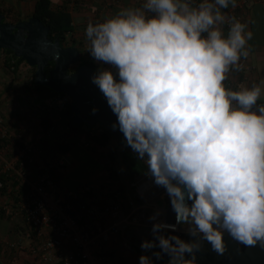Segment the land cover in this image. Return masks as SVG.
<instances>
[{
    "label": "clouds",
    "instance_id": "9594fccd",
    "mask_svg": "<svg viewBox=\"0 0 264 264\" xmlns=\"http://www.w3.org/2000/svg\"><path fill=\"white\" fill-rule=\"evenodd\" d=\"M229 6L237 0H141L86 26L89 55L109 66L91 81L116 117L111 128L175 213L176 224L159 210L148 218L139 264L165 254L166 264H192L205 242L223 254L225 235L264 248V81L224 83L253 38ZM177 225L191 239L165 234Z\"/></svg>",
    "mask_w": 264,
    "mask_h": 264
},
{
    "label": "built area",
    "instance_id": "2783aa9c",
    "mask_svg": "<svg viewBox=\"0 0 264 264\" xmlns=\"http://www.w3.org/2000/svg\"><path fill=\"white\" fill-rule=\"evenodd\" d=\"M69 106L71 98L63 93L53 96L49 103V108L56 113H62ZM3 134L8 135V131ZM43 137L44 133L39 132L37 139ZM37 139L21 150L17 140L25 141L12 138V145L18 149L15 158L5 164L1 162L2 171H8L26 186L15 204L10 201L15 207L9 203L6 208L10 215L25 220L29 229L23 238H29V244L25 246L24 241L18 240L19 243H9L10 247L27 251L46 264H109L108 247L114 239L132 226L152 227L153 222L148 218L159 210L153 199L165 191L163 188L143 177L129 184L141 199L140 204L115 188L105 193V204L90 202L87 199L89 185L81 184L78 189L70 190L53 179L55 167L65 169L69 164V154L50 153L45 158ZM158 219L166 221L165 214L161 213ZM181 228L177 225V231Z\"/></svg>",
    "mask_w": 264,
    "mask_h": 264
},
{
    "label": "trees",
    "instance_id": "16d2710c",
    "mask_svg": "<svg viewBox=\"0 0 264 264\" xmlns=\"http://www.w3.org/2000/svg\"><path fill=\"white\" fill-rule=\"evenodd\" d=\"M71 1L72 0H64L63 3H57L55 0H36L33 16L37 17L46 26L50 27L49 37L51 39H59L63 47L76 46L80 49L82 57L81 61L77 64V67L87 64L97 71L99 67L102 68L106 65H99L94 62L84 46L76 43L75 39H71L75 32L73 14L69 6ZM251 10H253V16L251 20L248 21V26L253 32V38L248 42V45L252 49L258 48L259 46L264 47V43H260V37H256L257 32L255 31L256 29H254L257 24L264 26V9L260 4H254ZM0 11L2 13L5 12L1 3ZM258 17H260L261 21L257 20ZM100 21L101 20L96 19L93 22ZM242 60L243 59H241V61ZM22 62L25 61L16 56L12 50L0 49V67L3 66L4 69L6 68V70L8 69L13 73H16L19 64ZM53 67L54 62H50L45 69L47 75H49V72ZM33 69H36V67H33ZM74 70L75 69L71 71ZM233 73L234 74L230 72L232 76L228 74V77L230 78L224 83L226 87L237 89L240 86L242 79L245 78V74L244 72L241 73L237 70ZM234 77L236 80L233 79ZM30 88L32 92L28 91V94L34 95L36 100L35 105L38 107V109H36L39 111L37 123L33 125L34 127L32 130L30 129V131L19 130V132H15L16 129H21L18 128V125L15 126L16 123H14V126H8V135H4L2 131H0V152H5V154L7 152L6 155H8V147L12 145L11 139L15 137H19L25 141L22 142L17 140V145L19 149L22 150L26 147L25 145L27 143L35 141L38 137V133L42 132L44 133V137L39 140L37 139V141L38 145L44 151L45 158H47L50 153L56 156L63 154L79 155L80 153L82 156L88 154L105 164L104 175H102V177H94L93 181L85 183V185H89V187L92 185L90 188L91 190L88 192L90 197L95 195V189H111L112 187H115L116 190L118 189L123 193L124 197L135 198L136 204L142 203L139 196H137L134 189L130 188L129 184L133 180L146 177L144 174L147 172V167L144 162L136 159L135 154L131 153L130 149L125 148L122 145L121 140L116 139L100 124H96L95 126H90L86 123L75 125L71 106L62 113H56L50 109V100L53 96L60 93L54 92L50 87L44 84H36L35 74ZM259 102L264 103V100ZM24 119L25 116L19 118V120L22 121ZM33 132L35 133L33 134ZM26 159L27 157H25L24 160ZM68 166L70 165L67 164L64 168ZM64 174L65 172L58 167H55L52 171V176L55 181L62 180ZM94 174L95 173H93V175ZM123 177L126 181H123ZM0 181L2 182V186L0 187V201L2 200L0 203V219L10 220L17 216L10 215L6 206H8L9 203V205H11L10 201H13L15 204V202L23 196L26 186L17 180L15 176H10L8 171H2V167L0 168ZM94 201L96 204H105L107 200L97 199ZM14 204L11 206H14ZM18 217L26 223L22 217ZM136 249L138 250V248L135 247V250Z\"/></svg>",
    "mask_w": 264,
    "mask_h": 264
},
{
    "label": "water",
    "instance_id": "95a60500",
    "mask_svg": "<svg viewBox=\"0 0 264 264\" xmlns=\"http://www.w3.org/2000/svg\"><path fill=\"white\" fill-rule=\"evenodd\" d=\"M49 31L50 27L33 15L26 20L12 23L6 21L5 14L0 11V49H10L29 66L36 67V84H44L54 92L66 94L71 98L75 125L100 124L116 139L122 140V133L111 128L116 117L91 81L96 71L87 64L77 67L82 57L80 49L76 46L63 47L59 39L53 40L49 37ZM50 62H54V67L47 75L45 69ZM74 67L75 70L71 71ZM94 107L98 109L95 114L92 113ZM165 220L169 224H176L175 213L170 204ZM165 234L179 235L186 241L191 239L184 228ZM225 248L223 254H218L205 242L196 253V259L192 264H264V248L240 244L227 235ZM186 258L190 259L191 254ZM168 259L165 254L161 261Z\"/></svg>",
    "mask_w": 264,
    "mask_h": 264
},
{
    "label": "crops",
    "instance_id": "0c3cea01",
    "mask_svg": "<svg viewBox=\"0 0 264 264\" xmlns=\"http://www.w3.org/2000/svg\"><path fill=\"white\" fill-rule=\"evenodd\" d=\"M63 1L64 0H55V2L57 3H63ZM35 2L36 0H0V3L2 7L4 8L5 14L7 16L9 17L18 16L22 18H25V17L27 18L28 16L33 14ZM140 4H141V0H72L69 6L73 14L75 32L85 33L86 26L90 21L93 22L96 19L103 21L105 18L115 15L119 11V9L122 7H139ZM254 4H260L261 7L264 9V0H237V7L232 8L231 6H229L228 9H223L222 11L226 12L229 16H235L237 19L241 20L242 22H248L249 20H251L253 16V10L251 9ZM227 27H228L227 24L223 25L225 34L227 33ZM83 40L84 42H87L86 43V46H87L88 44L87 39L84 38ZM83 40L79 38V40L77 41H79L78 43H80ZM254 57L264 60V47L259 46L258 48H254V49L249 47V56L246 59L242 58L243 60L240 62L242 67L239 71L241 73L244 72L245 78H243L242 81L240 82V86H251L253 83H258L259 78L257 74V68L256 66L253 65ZM234 71H236L235 68H233L230 72L234 74L233 73ZM230 72L228 73L229 75H231ZM11 73H12L11 70H8V69L6 70V68L4 69V67L1 66L0 81L3 80L6 83H4V86H5L4 88L1 87L2 90L0 91V96L2 97L1 101L5 99L6 104H7L6 106H8V110L6 109V112H8L7 118L9 122L12 123V125L9 123L8 125L9 127H11V126H14V123H16L15 126L18 125V128H21V129H16L15 132H19V130H29L30 131V129L32 130V128L34 127L33 125L37 123V119L39 117V111L37 110L38 107L37 105H35L36 103L35 97L32 93H31L32 94L31 97L30 95H28V91L32 92L30 88L32 84L29 83L27 87H25L24 89L22 88L20 90V92L22 93L20 94L13 93L15 91H19L18 89L19 87H17L16 85L18 83L22 84L23 81L19 78L17 82L14 79V75L10 76ZM233 79L236 80L235 77ZM25 90L27 94L25 93ZM4 94L8 96V100H10V98L13 99L12 101L14 102V104L11 101L8 102L6 99L7 96H4ZM31 98H32L33 107H30L28 105V102ZM18 99L21 100L20 102L21 104L18 102ZM25 100H28V102L27 101L25 102ZM263 100L264 98L261 99L260 101H263ZM3 113H4V110H1L0 114L2 115ZM24 116H25V119L23 121L19 120V118L24 117ZM34 133L35 132H33V134ZM11 149L16 150L15 148H10L9 152ZM87 155L88 154L81 156L83 160H80V161L77 159L75 160L69 159L70 166H68L65 169H62L65 172V174L62 180L60 181L64 188H67L70 190H74V189L76 190L80 187L79 183L83 185L86 182L93 181L94 177L95 178L102 177V175H104L103 170H100L99 172L97 171L94 172L93 168L91 167L88 168V173L89 172L90 173L87 175V172L85 169L86 164H87L85 163V158ZM92 158H93L92 159L93 161L96 160V158L94 157ZM92 173H95V174L93 175ZM95 190L98 191V189H95ZM88 197L87 199L93 203L95 202L94 200L101 198L100 196L98 197L96 195L90 197L89 194H88ZM105 197L106 196L104 195L102 199ZM14 224L15 223L13 219H10V220L0 219V264H46L42 262L41 260H39L37 257L28 253L27 251H22L19 248L16 249L13 245L11 247L9 246V243H12V242L19 243V242H16L18 241L17 239H20L21 241L26 242V238H23L24 233L19 234L20 237L18 236V234L16 235V231H19L22 226L17 227V225L16 224L14 225ZM134 227L135 226L128 228L126 232L134 230L135 229ZM122 235H119V236H122ZM118 237L114 239L108 247L109 264H128L126 263V256L124 260H122L119 257V252L123 250L122 249L123 247L119 246ZM66 248H69V247H66Z\"/></svg>",
    "mask_w": 264,
    "mask_h": 264
},
{
    "label": "rangeland",
    "instance_id": "374dc122",
    "mask_svg": "<svg viewBox=\"0 0 264 264\" xmlns=\"http://www.w3.org/2000/svg\"><path fill=\"white\" fill-rule=\"evenodd\" d=\"M14 18H16V17H14ZM257 20L261 21L260 17H258ZM254 29H256L255 31L257 32L256 33V37H258V38L260 37V40H261L260 43H264V26H262L260 24H257L254 27ZM79 38L82 39V40L84 38H86L85 37V33H79V32L76 33V32H74L71 39H75L76 43H78L79 41H77V40H79ZM86 43L87 42H84V40H83L79 44H82L84 46L85 50L88 51L89 42H88L87 46H86ZM253 65L256 66V68H257V74H258V78H259L258 83H261L262 81H264V60H261V59H258V58L254 57L253 58ZM105 67H109V66L106 65ZM75 68L76 67H74V69ZM18 69L19 70L16 73L12 72L10 74V76L14 75V79L17 82H18L19 78L23 81L22 84L18 83L16 85L17 87H19L18 88L19 91L13 92V93H19L20 94V93H22V92H20V90L22 88L24 89L25 87H27V85L29 83L32 84V80H33V77H34L36 69H33V67L29 66L26 62H22L21 64H19ZM4 83H6V82L3 81V80L0 81V91L2 90L1 87L2 88L5 87ZM261 86L264 87V84H262ZM25 93H26V90H25ZM28 95H30V94H28ZM4 96H7V95L4 94ZM30 97H31V95H30ZM30 97H28V98H30ZM263 98H264V95H262L261 99H263ZM1 99H2V97L0 96V111L4 110V113L2 115L0 114V131L5 133V131H8V128H9L8 127L9 126L8 123L11 124V125H12V123H10L8 118H7L8 117V112H6V109L8 110V106H6L7 105L6 101H5V99L1 101ZM6 99H7L8 102L11 101L14 104V102L12 101L13 99L10 98V100H8V96L6 97ZM26 101L28 102V100H25V102ZM18 102L20 103L21 100L18 99ZM28 105L30 107H33L32 98L29 100ZM1 125H2V127H1ZM10 148H15L16 150L11 149L10 152H8V155H6L7 152H6V154H5V152H0V167L3 166V165H1V162L2 163L4 162V164H5L6 161L12 160V159L15 158V155L17 153V148L15 146H13V145L8 147V149H10ZM80 155H81L80 153H79V155L78 154H71V155H69L68 160L69 159H71V160L77 159L79 161L83 160V158L81 157L82 155L81 156ZM92 159L93 158L91 156H88V155L85 158V163H87L86 164V168H85L86 172H87V175L90 173V172L88 173V168L89 167L93 168L94 172L95 171L99 172L100 170H103V171L105 170V167H104L105 164H103L102 161H98V160L93 161ZM106 159H107V157H106ZM123 179H124V177H123ZM123 181H126V179H124ZM79 184H81V183H79ZM112 188H115V187H112ZM108 189H110V188H104V189H100V190L98 189L99 191H96L95 195H97L98 197L99 196L103 197ZM1 197H3V196H1ZM1 202H2V200L0 201V203ZM153 203L156 204V206L158 207V209L160 210V212L162 214H166V211L168 209V206H169L170 202H169V199H168L167 195L165 194V191L160 193L159 195H157L153 199ZM146 213H147V215L151 214V212H150V210L148 208H146ZM13 221L17 225V227L22 226L19 231H16V235L18 234L19 237H20L19 234L24 233L25 231L28 230L27 224L24 223L21 218L14 217ZM134 228H135L134 230H131L129 232L125 231L122 236L118 237L119 238V246L123 247L122 248L123 250L119 252V257L122 260H124L125 256H126V263H128V264H139L140 255L145 254L144 251L141 249L140 245H141L143 240L152 238L151 237V233H150L148 228H144V226H135ZM131 238H132V240H131ZM17 240H20V239H17ZM28 244H29V238H26V242H24V245L27 246ZM135 247L138 248V250L137 249L135 250ZM147 254L150 255V252L147 253ZM153 259L155 260L154 257H153ZM156 264H166V261H160L159 260V261H156Z\"/></svg>",
    "mask_w": 264,
    "mask_h": 264
},
{
    "label": "flooded vegetation",
    "instance_id": "af4514ba",
    "mask_svg": "<svg viewBox=\"0 0 264 264\" xmlns=\"http://www.w3.org/2000/svg\"><path fill=\"white\" fill-rule=\"evenodd\" d=\"M4 14H5V12H4ZM32 15H30V16H32ZM5 16H6V21L12 22V23H17V22H19L21 20H26V19H28L30 17V16H28L27 18L26 17L25 18H22V17H16V18H14V17H9L6 14H5Z\"/></svg>",
    "mask_w": 264,
    "mask_h": 264
},
{
    "label": "bare ground",
    "instance_id": "6f19581e",
    "mask_svg": "<svg viewBox=\"0 0 264 264\" xmlns=\"http://www.w3.org/2000/svg\"><path fill=\"white\" fill-rule=\"evenodd\" d=\"M163 221V220H162ZM163 222H166V221H163ZM167 223V222H166Z\"/></svg>",
    "mask_w": 264,
    "mask_h": 264
}]
</instances>
